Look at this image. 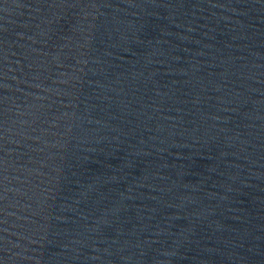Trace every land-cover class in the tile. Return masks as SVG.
Returning a JSON list of instances; mask_svg holds the SVG:
<instances>
[{"label": "water", "instance_id": "water-1", "mask_svg": "<svg viewBox=\"0 0 264 264\" xmlns=\"http://www.w3.org/2000/svg\"><path fill=\"white\" fill-rule=\"evenodd\" d=\"M0 264H264V0H0Z\"/></svg>", "mask_w": 264, "mask_h": 264}]
</instances>
